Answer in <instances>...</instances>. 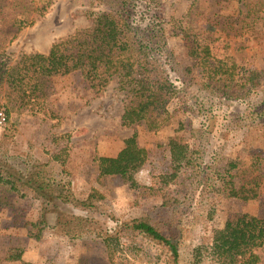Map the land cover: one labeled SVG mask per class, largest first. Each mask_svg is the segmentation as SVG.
Listing matches in <instances>:
<instances>
[{
	"label": "trees",
	"instance_id": "trees-1",
	"mask_svg": "<svg viewBox=\"0 0 264 264\" xmlns=\"http://www.w3.org/2000/svg\"><path fill=\"white\" fill-rule=\"evenodd\" d=\"M54 1L0 0V37L18 35L34 26L46 16ZM68 1L90 27L53 41L45 57L52 64L66 63L69 73L78 76L83 92L79 109L101 98L110 83L116 82L123 125L145 134H157L170 121L168 105L179 90L165 78L162 62L139 39L131 4L126 0ZM148 1H156L152 3L158 5L157 18L152 25L159 28L163 38L182 40L197 31L213 33L227 28L238 39L237 44H233L235 49L244 50L249 47V40L264 37V0H230L232 10L228 14L217 5H209L207 0H191L185 16L180 19L162 10L161 0ZM199 18L203 20L200 26ZM230 48V43H226L220 56H215L206 45H196L187 50L188 64L174 61L178 81L185 90L195 91L194 94L206 101L223 99L245 104L250 111L226 117L229 124L219 137V149L211 152L207 159L200 132L195 127L188 129L180 124L168 138L169 146H180L182 150L180 172L169 177V182L175 186V195L168 203L160 205L169 211L166 219L145 214L124 224V228L131 231L132 239L123 250L134 258L154 264H182L185 251L190 252L191 244L210 230L211 238L203 244L205 259L212 254L214 258L221 257L225 264H264L261 255L264 218L250 212L229 211L221 227L208 229L209 220L203 213L215 200L236 201L243 206L255 202L264 182V153L260 146L237 156L226 155L224 151L232 131L264 130V75L250 72L249 87L235 82L233 72L237 62ZM39 64L40 56L36 54H20L11 59L0 53V98L4 101L1 107L6 121L15 110L37 117L49 126L41 146L46 160L15 149V128L9 126L1 132L0 195L12 194L35 206V221L26 223L28 238L40 242L47 230H53L74 242L81 239L83 232L73 210L103 211L105 197L95 187L82 198L74 194L68 159L71 157L70 140L79 131H60L59 128L77 108L72 107L69 113L52 108L50 91L40 84ZM137 138V132L132 131L115 157L94 152L91 166L96 182L118 177L131 190L141 188L136 179L147 162L148 152L139 146ZM194 199L198 207L192 205ZM189 215L191 224L186 227ZM98 238L109 248L111 236L99 235ZM164 252L168 253V258L160 263ZM1 253L0 264H28L20 247ZM76 264L85 263L77 260Z\"/></svg>",
	"mask_w": 264,
	"mask_h": 264
},
{
	"label": "rangeland",
	"instance_id": "rangeland-1",
	"mask_svg": "<svg viewBox=\"0 0 264 264\" xmlns=\"http://www.w3.org/2000/svg\"><path fill=\"white\" fill-rule=\"evenodd\" d=\"M31 3V0H26ZM133 7L134 25L139 39L150 52L162 62L166 79L179 90L176 98L168 105L170 121L157 134H145L140 129H128L123 125L121 97L116 94V82H111L103 96L82 107V89L76 74H70L64 62L52 64L45 57L51 43L77 30L90 27V23L79 15L74 5L68 0H55L45 17L34 26L18 35L0 37V53H5L11 59L20 54L40 56V84L50 91L52 108L60 112L77 110L62 122L60 131L78 132L71 140V157L68 159V170L72 175L74 194L77 198L84 197L91 187L98 188L104 197L103 211L73 210L75 218L80 223L83 232L78 241L69 242L57 231H46L40 242L27 236V222L36 219L35 206L21 200L12 194L0 201V260L5 249L20 247L24 251L23 259L28 264H76L77 260L85 264H154L144 259L134 258L123 250L131 241V231L124 224L139 216L150 214L153 217L166 219L169 211L160 208L162 202L168 203L175 195V186L169 182V177L180 172L181 147L169 146L168 138L179 128L195 127L200 132L204 158L219 149L220 135L229 123L227 116L231 114H247L250 109L245 104L230 102L223 99L206 101L195 91L181 87L176 72L175 63L188 64L187 50L193 46L206 45L215 56H220L226 43H230V52L237 62L233 72L234 81L239 85L249 87L248 74L253 72L264 75V37L259 36L248 41L249 47L236 50L237 38L229 29L216 32H195L192 37L163 38L159 28L152 25L157 18L158 5L156 1L126 0ZM228 14L232 10L230 0H207ZM191 0H161L162 10H168L177 19L185 16ZM11 7V6H9ZM9 12V11H8ZM77 14V17H73ZM201 19V18H199ZM4 22V21H3ZM203 24V20L198 26ZM194 92V93H193ZM78 94V95H77ZM0 112H4L0 98ZM16 129L14 146L17 151H27L38 159L46 160L41 146L49 133L48 124L37 117L15 110L10 113L9 121L0 126V134L7 127ZM132 131L138 134L137 142L148 152V159L137 175L139 190H131L118 177H107L102 183L96 182L91 166L94 152L106 157H115L123 145L124 139L131 136ZM260 131V132H258ZM253 133L243 130L232 131L224 151L226 155L237 156L247 153L256 146L264 153V130ZM259 136H258V135ZM264 174V169H263ZM6 205L11 206L9 209ZM196 205L195 199L192 202ZM4 206L6 208H4ZM250 212L264 218V182L258 200L242 205L236 201H214L206 207L204 215L209 220L208 229L221 227L227 212ZM191 212V209H190ZM191 215V214H190ZM190 215L185 226L191 224ZM109 235V248L98 238L99 235ZM211 231L207 230L203 237L195 240L192 250L182 257V264H225L221 257H203V244L208 243ZM264 256V251L261 254ZM168 253L161 255L160 263L165 262ZM213 258V259H212Z\"/></svg>",
	"mask_w": 264,
	"mask_h": 264
},
{
	"label": "built area",
	"instance_id": "built-area-1",
	"mask_svg": "<svg viewBox=\"0 0 264 264\" xmlns=\"http://www.w3.org/2000/svg\"><path fill=\"white\" fill-rule=\"evenodd\" d=\"M6 123V116L4 112H0V126Z\"/></svg>",
	"mask_w": 264,
	"mask_h": 264
}]
</instances>
